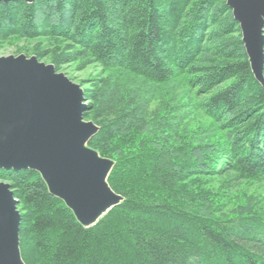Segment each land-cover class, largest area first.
<instances>
[{
  "label": "trees",
  "instance_id": "trees-1",
  "mask_svg": "<svg viewBox=\"0 0 264 264\" xmlns=\"http://www.w3.org/2000/svg\"><path fill=\"white\" fill-rule=\"evenodd\" d=\"M13 38L69 43L34 49L58 70L107 72L85 88L84 118L124 198L85 228L38 173L0 169L26 264H264V202L243 187L264 183V87L227 0L0 3V42ZM185 104L208 123L189 129Z\"/></svg>",
  "mask_w": 264,
  "mask_h": 264
},
{
  "label": "water",
  "instance_id": "water-1",
  "mask_svg": "<svg viewBox=\"0 0 264 264\" xmlns=\"http://www.w3.org/2000/svg\"><path fill=\"white\" fill-rule=\"evenodd\" d=\"M13 1L36 0L0 3ZM227 5L240 25L254 77L264 87V0H227ZM84 94L35 56L0 57V169L38 173L50 194L91 228L124 198L109 184L115 161L89 146L100 127L84 118ZM18 205L11 185L0 181V264H26Z\"/></svg>",
  "mask_w": 264,
  "mask_h": 264
},
{
  "label": "rangeland",
  "instance_id": "rangeland-1",
  "mask_svg": "<svg viewBox=\"0 0 264 264\" xmlns=\"http://www.w3.org/2000/svg\"><path fill=\"white\" fill-rule=\"evenodd\" d=\"M243 38V37H242ZM62 41L60 40H52V39H20V38H13L7 42H0V57H9V56H19V55H26L28 58L30 57H37L34 53V49L38 48L39 50H46L53 51V55H55V51L63 48ZM64 48L66 49L69 43H63ZM55 50V51H54ZM50 53V52H49ZM51 53L44 59H37L47 65H53L58 73L65 74L71 81L76 84H79L85 93V88L92 85L90 84L91 81H95L97 77H102L101 75L104 74V71L101 66L97 64H85L83 66L80 65L82 61H75L70 64L62 66L59 70L54 63H52V56ZM107 72L103 75L105 76ZM156 93L159 95L161 94L160 90H157ZM155 93V94H156ZM86 104V103H85ZM181 112L185 113L188 112V120H182L181 122H185L188 125V128L191 130L196 129L200 125H206L207 119L204 117L199 111H197L194 107L188 108V104L183 106ZM89 121V120H86ZM112 160V159H111ZM2 182V181H1ZM245 186V191L248 195L255 196L253 199L257 200L260 199L261 202H264V183L261 184H251V185H243ZM240 204H245L246 202H236ZM233 206V203L230 204ZM230 206V207H231ZM19 209V205H18ZM20 211V210H19Z\"/></svg>",
  "mask_w": 264,
  "mask_h": 264
}]
</instances>
